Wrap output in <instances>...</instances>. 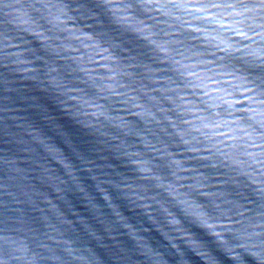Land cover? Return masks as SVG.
Instances as JSON below:
<instances>
[{"label": "water", "instance_id": "95a60500", "mask_svg": "<svg viewBox=\"0 0 264 264\" xmlns=\"http://www.w3.org/2000/svg\"><path fill=\"white\" fill-rule=\"evenodd\" d=\"M74 2L0 0V252L7 250L15 264H208L206 255L215 257L217 264H232V256L215 246V237L195 213L238 195L253 199L251 189L259 187L253 181L264 180L261 169L242 155L256 154L248 144L264 148L244 136L248 129L242 126L251 124L259 130L264 123V96L253 95L257 89L244 83L252 80L260 85L264 80V22L256 13L240 9H140L131 16L111 10L86 20L74 8L35 7ZM159 2L245 4L250 0ZM248 16L255 17V23ZM96 19L102 22L97 24ZM100 30L109 37L108 44L100 47L80 34ZM241 31L243 37L235 34ZM179 36L186 47L202 53L200 59L224 65H199L210 71L198 73L200 80L192 82L202 86L185 88L188 95L172 89L168 81L155 79L167 76L183 83L175 75L176 57L151 43ZM5 43L14 47L4 48ZM167 47L183 53L178 45ZM5 52L12 53L8 61L18 62H6ZM109 53L139 64L135 69L139 79L126 83L132 78L123 70L111 76L118 63L127 61H113ZM79 59L90 62L79 64ZM69 65L83 68L87 75L69 72ZM162 87L170 90L162 92ZM110 91L122 95L112 96ZM153 95L158 99L149 100ZM85 99L97 108L86 107L81 102ZM183 121L195 126L191 130L195 140L178 131L187 129ZM198 132L229 146L215 145L232 157L223 161L228 167L198 166L209 162L186 150L198 146L196 141L205 143ZM193 181L205 187H196ZM190 188L210 195H198L193 202L183 195ZM248 207L252 206L244 204ZM233 251L243 264H260L240 248Z\"/></svg>", "mask_w": 264, "mask_h": 264}, {"label": "snow or ice", "instance_id": "6c2138e0", "mask_svg": "<svg viewBox=\"0 0 264 264\" xmlns=\"http://www.w3.org/2000/svg\"><path fill=\"white\" fill-rule=\"evenodd\" d=\"M5 7H8L5 4ZM36 8L39 9H47V8H58L62 11H68L70 8H74L79 10L77 15L83 16L84 19H91L94 17H103L106 12L111 10H123L125 15L131 16L134 11H138L140 9H148L149 11L153 9H164L169 8L175 11L176 9H196L199 12H205L206 9H225L231 10L232 12H236L237 9H240L242 12H253L256 13L260 18L261 22H264V0H250V2L245 4L239 3H207V4H197V3H169L163 4L160 3L159 0H148L147 3L144 0H126V2L122 3H113L112 0H75L72 5H66L63 3L57 4H38L35 5ZM62 14V13H61ZM227 15L228 12L226 11ZM240 13H237L239 15ZM246 19L252 20L255 23V17L248 16ZM95 23H101V19H96ZM144 28H148V25H144ZM79 31V29H77ZM175 32H180V28L173 29ZM83 36H86L92 44L96 47H100L101 45L108 44L109 37H107L106 33L103 30L98 32H81ZM152 35V33H148ZM243 37L245 33L243 31L235 33ZM255 34V33H253ZM165 36L168 34L165 33ZM190 39H195V37H189ZM5 40H8L9 37L5 36ZM184 37L179 36L172 38L170 41L165 40L160 44H157L155 40L151 41V43L156 44V47L160 52H171L173 57H176L175 60L172 61L174 67L177 69L175 75L179 80H182L183 83H175L170 80L167 76H157L155 79L165 80L171 85L172 89H176L180 91L184 95H188L189 93H184L185 88H196L202 85L193 83L192 81H199L200 74H204L209 72L210 70L207 68H201L199 65L201 64H212L214 68H222L223 64H215L211 60H203L200 59L202 53L199 51L191 50V48L186 47L183 43ZM79 43V42H78ZM168 43H172L178 45L181 49H183V53L187 55L175 51L172 48L167 47ZM223 43V42H222ZM111 46V45H109ZM230 45H225V47H229ZM14 45L5 43L4 48H12ZM71 47V45H68ZM83 47L89 48L90 45L84 44ZM194 48V46H192ZM102 51L107 52V48H102ZM23 51H29L24 49ZM74 52H77V49H73ZM127 51V49H125ZM12 55L11 52L4 53V59L6 62L16 63L18 61H8V57ZM264 55V52L261 53ZM79 57H83L84 53H78ZM59 59H68L67 57H58ZM109 58L113 61H127L126 63H118L116 67V71H111V76H118L120 70L124 71V74L128 77H131V81L126 83H135L136 79H139V76L135 69L137 67H141L139 64H134L128 57H121L119 55L109 53ZM168 59V57H164ZM33 59H42V57L33 56ZM227 59V57H224ZM73 60H76V57H73ZM90 61L79 59V64L89 63ZM102 67H108L107 65H103ZM80 71L84 72L85 75L87 73L83 68L74 67L73 65H69L68 71ZM145 71H152L147 67L144 68ZM159 72V69L155 70ZM75 79H79V77H74ZM189 78V79H186ZM207 77H205L206 79ZM123 79V77H121ZM232 79H235L232 77ZM215 81H213L214 83ZM244 83L251 85L253 89H257L253 95L264 96V80L260 81V85L255 84L252 80H245ZM95 87H100V85H95ZM116 87L123 88L125 84H117ZM101 91L104 89L101 87ZM129 92L133 91L132 88H127ZM146 91L153 92V89H145ZM170 89L161 88L162 92H167ZM248 90V89H245ZM71 91H79V89H71ZM112 96H121V92L110 91L108 93ZM204 95V93H201ZM227 95V93H226ZM95 97H90L89 99H94ZM72 99H80L79 97H72ZM89 99H85L81 101L85 104L86 107L97 108L96 104L89 103ZM149 100L158 99L155 95L150 96ZM164 99L172 100V96H165ZM162 102V101H161ZM184 103H187L185 101ZM256 103V101H253ZM181 111H188L186 109H181ZM191 111H204L203 109H191ZM251 111V110H249ZM264 119V117H262ZM183 124L187 125V129H178L184 136H188L189 139L195 140V136L191 135V130L195 128L193 124H190L188 121H183ZM223 126V125H222ZM248 129L247 132H244L243 135L248 137L249 140L259 141L261 145H264V123H261L259 126V130L257 128L252 127L251 124L242 125ZM171 127L176 128V125L173 124ZM215 127V125H213ZM197 135L204 137V142L196 141V145L198 146H190L187 148V151H191L200 155L204 160L208 161V164H199V167H208L212 165L219 164L222 167H228L227 164H224L223 161L232 160L227 153L221 152L219 148H215L216 144L223 145V141L220 139H216L214 142L210 137L204 135L202 132H198ZM213 135L220 136L222 133H214ZM227 139H232V137H226ZM183 143L187 144L188 141L184 140ZM71 143V141H69ZM247 143V141H245ZM224 147H229L228 145H223ZM248 147L254 148L257 150L256 154L252 152H243L242 155L247 156L249 158V163L252 165H256L257 168L261 169L259 175L264 176V148H258L256 144H248ZM209 149H215V151H210ZM217 156L222 157L223 159H217ZM187 159H196V157H187ZM234 163H239V161L233 160ZM136 163H140L136 161ZM178 170H180L178 168ZM249 171L252 169L249 167ZM150 171V169L148 170ZM175 175V173H173ZM199 175V174H198ZM253 183L258 184V188H252L249 195L253 197V199H249L248 195L237 196L235 200L230 201H221L217 205H209L206 210L201 209V211L195 213L198 217V222L205 225L212 235L215 237L216 247L221 248L223 251L229 253L232 258V264H243V261L240 257V254L233 251L234 248L242 249L246 254L258 259L260 264H264V180H254ZM196 187H205L204 184L199 183L198 181H193ZM178 187H183L182 185H178ZM247 187V186H245ZM188 199L195 201V198L198 195H210V193H197L194 189L190 188L188 192L183 193ZM242 201V203H241ZM244 204L251 205L252 207L244 208ZM220 205H228V206H220ZM196 208L200 209L201 205L196 204ZM247 212L248 215H244L243 213ZM211 221V223H209ZM4 243L7 245L10 242L7 237H3ZM212 243L211 241L209 242ZM201 247H205L204 244H200ZM158 255V254H154ZM208 260V264H217V260L215 257L211 255H206L205 257ZM16 258L12 255L8 254L7 250L0 252V264H15Z\"/></svg>", "mask_w": 264, "mask_h": 264}]
</instances>
